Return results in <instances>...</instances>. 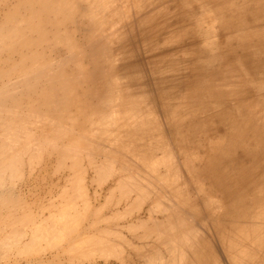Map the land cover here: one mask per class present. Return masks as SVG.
Segmentation results:
<instances>
[{
	"label": "bare ground",
	"instance_id": "bare-ground-1",
	"mask_svg": "<svg viewBox=\"0 0 264 264\" xmlns=\"http://www.w3.org/2000/svg\"><path fill=\"white\" fill-rule=\"evenodd\" d=\"M208 2L0 0V264H264V0L235 62Z\"/></svg>",
	"mask_w": 264,
	"mask_h": 264
},
{
	"label": "rangeland",
	"instance_id": "rangeland-1",
	"mask_svg": "<svg viewBox=\"0 0 264 264\" xmlns=\"http://www.w3.org/2000/svg\"><path fill=\"white\" fill-rule=\"evenodd\" d=\"M247 3H248V0H210V2L207 3L209 5L208 7L210 8V10H212V13H215L214 11L216 10V11L226 15V18L228 21H229L228 17L230 15L238 14V15H236V18H235V24L229 33H227L224 28L222 29L221 33H219L218 32V25H217V23L214 22L215 23V30H216V38L214 39L212 44L214 45L213 50H215V54H217V58H218L220 50H222L223 53L226 54L225 57L230 56L229 58H231L230 60L233 62H235L238 58H240L243 55V50H242V48L239 47V43L235 39V37L244 31V29H245L244 27L247 26V21H251V15L248 14V12L244 9V5ZM2 10H3V8L0 6V13L2 12ZM217 15H219V14H217ZM217 18L222 21V16L217 17ZM204 27H206V26L204 25ZM229 36H231V37H229ZM201 41H202V43L204 42L203 40H201ZM217 45H218V47H217ZM225 45H229V46H227L229 49L224 50V48L226 47ZM202 46L206 47V45H202ZM200 56H201V60H202L201 66L203 65L202 66L203 67L202 71H204L203 74L210 72V68L216 69V68L220 67L218 64H216V62L218 63L219 60H214V62L212 64H208V63H205L206 61L210 60V59H208L209 57L206 58L208 56V54L200 53ZM251 58L254 59V57L252 55H251ZM207 65L210 66V68L206 67ZM252 75L254 76L252 78L253 82L260 83V81L262 79H264V73L258 74L256 71V73H253ZM208 80H209V78H208ZM186 83H187V81L185 82V85H186ZM249 91L251 93H254V94L259 93L257 90L253 89L251 85L249 87ZM212 142H213V139L211 141V144H212ZM211 144L204 145V150H205V146H208L210 148ZM34 186L32 187L33 189L36 188L38 190L44 191V189L47 187V184L44 182H41V183L34 184ZM100 263L105 264L103 262H100ZM108 263L116 264L115 262H108ZM108 263H106V264H108Z\"/></svg>",
	"mask_w": 264,
	"mask_h": 264
}]
</instances>
